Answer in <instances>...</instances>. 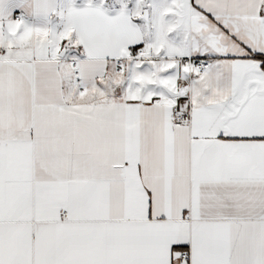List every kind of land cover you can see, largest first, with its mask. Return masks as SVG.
<instances>
[{
	"label": "snow or ice",
	"instance_id": "obj_1",
	"mask_svg": "<svg viewBox=\"0 0 264 264\" xmlns=\"http://www.w3.org/2000/svg\"><path fill=\"white\" fill-rule=\"evenodd\" d=\"M104 3L0 0V264H264V0Z\"/></svg>",
	"mask_w": 264,
	"mask_h": 264
},
{
	"label": "crops",
	"instance_id": "obj_2",
	"mask_svg": "<svg viewBox=\"0 0 264 264\" xmlns=\"http://www.w3.org/2000/svg\"><path fill=\"white\" fill-rule=\"evenodd\" d=\"M61 2L62 0H54V5L58 7ZM149 2L160 4L163 0H149ZM85 3H87V0H75L77 6H83ZM93 3L99 4L100 0H93ZM136 3L137 0H105L104 7L108 10L110 15H114L123 5H127L129 12L133 11ZM6 6L9 10L13 11V19L23 13L26 20L35 24L55 26L58 23L57 16L51 13L47 15L43 14L40 7V0H6ZM149 11L151 10L149 9ZM140 23L143 22L141 21Z\"/></svg>",
	"mask_w": 264,
	"mask_h": 264
},
{
	"label": "built area",
	"instance_id": "obj_3",
	"mask_svg": "<svg viewBox=\"0 0 264 264\" xmlns=\"http://www.w3.org/2000/svg\"><path fill=\"white\" fill-rule=\"evenodd\" d=\"M23 14V13H22ZM23 16H24V14H23Z\"/></svg>",
	"mask_w": 264,
	"mask_h": 264
}]
</instances>
